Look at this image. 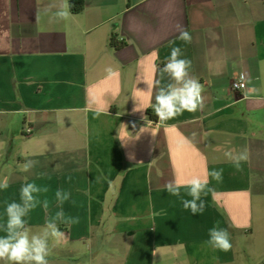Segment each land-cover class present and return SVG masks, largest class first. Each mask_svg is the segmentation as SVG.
<instances>
[{
  "label": "crops",
  "instance_id": "1",
  "mask_svg": "<svg viewBox=\"0 0 264 264\" xmlns=\"http://www.w3.org/2000/svg\"><path fill=\"white\" fill-rule=\"evenodd\" d=\"M61 2L0 0V224L27 178L48 188L47 212L41 203L27 218L33 232L60 210L57 189L79 221L60 225L67 239L50 240V264H236L235 235L255 230L264 196V0H84L66 21L55 19ZM176 46L205 106L156 124L148 85ZM107 67L119 78L105 79ZM241 73L246 88L233 92ZM243 149L237 171L224 153ZM205 169L223 178H210L193 215L165 185ZM217 224L231 235L227 252L206 243Z\"/></svg>",
  "mask_w": 264,
  "mask_h": 264
},
{
  "label": "clouds",
  "instance_id": "2",
  "mask_svg": "<svg viewBox=\"0 0 264 264\" xmlns=\"http://www.w3.org/2000/svg\"><path fill=\"white\" fill-rule=\"evenodd\" d=\"M72 5L69 0H62L55 13V19L68 20L71 16ZM180 40L190 43L192 37L187 30L180 31ZM156 55V53H153ZM192 61L184 56L182 49L178 46L172 47L170 55L165 58L163 67L158 68L159 79L148 85L149 95L155 87L154 103L151 104L153 113L159 121L175 119L184 112H196L205 106L203 96V85L199 80L191 75ZM157 70L154 66V71ZM105 79L119 78V72L112 67L105 68ZM165 76L168 82L164 83ZM234 87H244L243 84H234ZM147 120V117H144ZM225 157L234 165L237 171L242 170V163L249 160L247 149L241 151L229 150L224 153ZM35 166V161L26 160L19 166L21 172H28ZM211 180L222 181L223 169H205L203 177L193 175L184 178L177 174L175 178L168 182L165 187L167 192L175 197H179L184 209L190 210L193 215L202 214L206 207V202L202 195H207L211 189L208 187ZM9 187L8 178L0 180V190ZM181 189H186L184 198ZM46 186H40L35 182H28L25 178L19 189V200L5 202L4 221L0 224V231L5 234L0 236V262L3 264H50L49 257L52 254L50 240L61 242L67 239L65 231L60 225L71 228L78 223V218L65 216L63 204L70 199L71 194L62 189H57L55 199L60 205L54 216L46 219L41 232H33L28 224L29 214L38 206L43 205L47 212L49 202L47 199L41 201L42 193H47ZM207 245L213 249L227 252L232 248L231 235L226 228L218 224L209 229Z\"/></svg>",
  "mask_w": 264,
  "mask_h": 264
},
{
  "label": "rangeland",
  "instance_id": "3",
  "mask_svg": "<svg viewBox=\"0 0 264 264\" xmlns=\"http://www.w3.org/2000/svg\"><path fill=\"white\" fill-rule=\"evenodd\" d=\"M255 230L235 235L236 264H264V196L254 198Z\"/></svg>",
  "mask_w": 264,
  "mask_h": 264
},
{
  "label": "trees",
  "instance_id": "4",
  "mask_svg": "<svg viewBox=\"0 0 264 264\" xmlns=\"http://www.w3.org/2000/svg\"><path fill=\"white\" fill-rule=\"evenodd\" d=\"M69 3L72 5L71 12L81 13L84 9V0H69ZM112 46L120 48L123 46V43L118 42L115 38L111 40Z\"/></svg>",
  "mask_w": 264,
  "mask_h": 264
},
{
  "label": "built area",
  "instance_id": "5",
  "mask_svg": "<svg viewBox=\"0 0 264 264\" xmlns=\"http://www.w3.org/2000/svg\"><path fill=\"white\" fill-rule=\"evenodd\" d=\"M234 84H243L244 87H234V86H233ZM245 88H246V78H245V75H244L243 73H241V74L239 75V77L231 83V90H232L233 92H240V91H243ZM161 122H163V121H159V120H157V121L154 122V123H156V124H160ZM25 133H26V134H31V133H32L31 128H27V129L25 130Z\"/></svg>",
  "mask_w": 264,
  "mask_h": 264
}]
</instances>
